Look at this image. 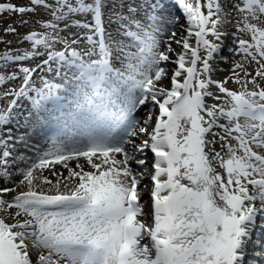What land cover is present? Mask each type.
I'll return each mask as SVG.
<instances>
[{
    "label": "snow or ice",
    "instance_id": "1",
    "mask_svg": "<svg viewBox=\"0 0 264 264\" xmlns=\"http://www.w3.org/2000/svg\"><path fill=\"white\" fill-rule=\"evenodd\" d=\"M6 12L0 264H264V0Z\"/></svg>",
    "mask_w": 264,
    "mask_h": 264
},
{
    "label": "rangeland",
    "instance_id": "2",
    "mask_svg": "<svg viewBox=\"0 0 264 264\" xmlns=\"http://www.w3.org/2000/svg\"><path fill=\"white\" fill-rule=\"evenodd\" d=\"M0 2H12V3H17L19 2V0H0ZM172 11L174 14L176 15H182V10H180L177 7H172ZM18 19L17 16H15L14 14H10V13H4L2 15H0V30L3 29V27H5L7 24L11 23L13 20ZM184 21L181 20V24H183ZM177 28H179V31L182 32L183 28H180L179 25L177 26ZM21 32H26L27 29H20ZM8 39H14V37L9 36ZM26 47V45L24 46ZM227 54V53H226ZM226 67V66H225ZM230 87L232 85H229ZM138 110L139 114L134 115L136 117V119L138 120H142L147 112V108H145L144 110ZM27 134V136L30 138L29 142L32 145H39V146H46L45 145V141L46 139L52 135V132L49 130L48 127H40L39 125H37L35 122L29 124V125H21V127H19L16 130V134L17 135H21V134Z\"/></svg>",
    "mask_w": 264,
    "mask_h": 264
},
{
    "label": "bare ground",
    "instance_id": "3",
    "mask_svg": "<svg viewBox=\"0 0 264 264\" xmlns=\"http://www.w3.org/2000/svg\"><path fill=\"white\" fill-rule=\"evenodd\" d=\"M144 109H145V108H143L142 110H144ZM142 110H141V111H142ZM138 114H139V112H138Z\"/></svg>",
    "mask_w": 264,
    "mask_h": 264
}]
</instances>
